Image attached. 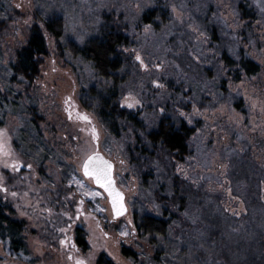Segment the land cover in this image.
Wrapping results in <instances>:
<instances>
[{"label":"rangeland","instance_id":"rangeland-1","mask_svg":"<svg viewBox=\"0 0 264 264\" xmlns=\"http://www.w3.org/2000/svg\"><path fill=\"white\" fill-rule=\"evenodd\" d=\"M239 3L253 9L255 18L243 20ZM156 4L167 5L171 19L154 30L140 18ZM38 12L61 15L67 38L79 45L96 33L104 15L125 26L140 76L124 86L121 107L138 111L149 127L162 113L195 127L191 155L173 163L162 153L132 167L128 140L119 143L108 135L79 103L80 91L96 84V75L79 59L61 54L43 29L48 49L37 80L29 87L12 84L9 66ZM214 28L220 43L211 39ZM239 49L260 66L257 75L239 71L235 80L220 60L223 50L236 58ZM239 100L245 113L235 108ZM0 130L9 153L0 151V203L24 222L31 264H97L100 255L113 264H133L121 254L122 246L144 256L145 264H156L146 260L154 250L137 238L133 215L160 217L165 205L172 206L175 180L187 201L183 210L172 206L177 217L170 220L171 244L161 243L165 254L157 264H208V254L218 259L226 254L224 264H238L226 247L229 229L214 219L244 217V202L234 191L254 184L261 203L253 215L264 227V0H0ZM94 152L114 162L116 184L125 194L127 212L117 219L105 193L81 172ZM141 169L154 172L145 184ZM256 178L260 183H253ZM0 264L28 263L11 258L0 243Z\"/></svg>","mask_w":264,"mask_h":264},{"label":"trees","instance_id":"trees-1","mask_svg":"<svg viewBox=\"0 0 264 264\" xmlns=\"http://www.w3.org/2000/svg\"><path fill=\"white\" fill-rule=\"evenodd\" d=\"M237 11L243 20L255 18L254 10L243 3H239ZM170 19L171 13L167 5L156 4L142 14L140 24L157 30L166 25ZM36 21L37 23L29 30L26 44L16 52L15 62L9 66V81L12 84H26L29 87L37 80L42 59L47 55L48 49L43 29L49 37L57 42L61 54H66L72 59H79L87 64L96 75L98 82L80 91L79 103L83 109L89 111L98 120L108 135L116 138L119 143H123L124 141H121L123 139L128 140L124 144L128 153V161L132 167L138 166L145 157L158 160V155L162 153L167 155L173 163L182 162L191 155L190 139L196 132L195 127L179 118L173 120L165 113H162L157 122L149 127L144 124L138 111L121 107L120 102L125 94L124 86L140 76L138 64L132 53L128 52L133 49L134 39L128 34L125 26L117 24L110 15H104L98 24L96 33L79 45L67 38L64 19L58 13L50 12L43 15L38 12ZM218 32L219 30L214 28L210 33L214 43L221 41ZM220 54V60L225 67L231 70L232 74L234 73L235 80L240 79L239 71L250 77L260 72V66L246 56L242 49L236 52V58L230 56L226 50ZM233 67H237V70L232 72ZM172 93L175 92L172 91ZM235 108L241 113H245L242 100L235 103ZM130 139H133V143ZM247 164L249 163H245V168L248 167ZM153 177V171L141 169V179L144 184ZM242 180L247 182V179L243 178ZM255 181L257 184L260 183L257 178L253 183ZM178 183L180 181L175 180L176 188L173 189L170 200L172 206L176 205L178 210H183L187 201V193H180ZM252 185L255 187L254 184ZM252 185L246 186L247 191L237 188L234 191L235 195L244 202L247 211L244 217L225 216L214 219V223L221 222L223 228L229 229L225 233L230 234L231 239L226 240V242H230L226 244V247L229 248L228 252H232L235 257L237 254L238 264H264V227L261 225L260 228L258 227L260 218L253 215V209L261 203V200H259L258 189L252 188ZM245 192L247 195L244 194ZM172 206L165 205L166 208L160 217L145 211L142 214L135 212L133 215L137 238L154 250L153 256L147 257L146 260L156 264L163 259L165 254L161 243L171 244L168 241V229L171 218L177 217ZM230 223H234L233 229L229 228ZM239 226L242 227L240 230L243 229L244 232L238 231ZM24 233V222L16 219L13 212L0 203V243L11 258L31 264L35 260L28 250ZM77 244L82 249L86 248V242L81 236H77ZM166 252L169 253V251ZM121 254L131 260L133 264L147 263L144 261V256L130 247L122 246ZM198 254L202 256L201 252ZM208 255L210 261L208 264H224L225 260L229 259L226 254L221 255L220 259L216 256L211 258L210 254ZM201 261L206 263L205 258H202ZM97 264L113 263L104 255H100Z\"/></svg>","mask_w":264,"mask_h":264},{"label":"snow or ice","instance_id":"snow-or-ice-1","mask_svg":"<svg viewBox=\"0 0 264 264\" xmlns=\"http://www.w3.org/2000/svg\"><path fill=\"white\" fill-rule=\"evenodd\" d=\"M137 59L139 60L140 57L137 56ZM138 103L139 101H135ZM129 107H132V102L128 103ZM84 119H87L85 116ZM3 130H0V137H2ZM5 145L6 141H4L2 138H0V151H4L5 155L9 154L7 151H5ZM29 168H31V165H28ZM111 164L107 161H104L102 158L98 156H91L88 158V160L84 164V171L86 175L94 176L96 179L97 184H101L104 188H106L109 191V195L113 197V207L116 210V214L119 215L121 211L123 210V204H122V195L118 192H115L112 188V180L110 175L111 170ZM13 169L16 170V165H13ZM6 190V189H5ZM77 264H83L82 261H77Z\"/></svg>","mask_w":264,"mask_h":264},{"label":"water","instance_id":"water-1","mask_svg":"<svg viewBox=\"0 0 264 264\" xmlns=\"http://www.w3.org/2000/svg\"><path fill=\"white\" fill-rule=\"evenodd\" d=\"M91 156H98L100 158H102L104 161H107L111 164V170H110V175H111V180H112V188L114 189L115 192H118L122 195V204H123V210L121 211V213L119 215L116 214V210L115 208L113 207V197L111 195H109V191L104 188L101 184H97L96 183V179L94 176H89V175H86L85 174V171H84V164L85 162L88 160L89 157ZM81 172L83 174V176L85 178H89L91 179L93 185L95 187H98L100 188L104 193L105 195L107 196V199H108V202H109V205H110V208H111V212H112V216L114 219H117L119 217H121L122 215H124L126 212H127V205H126V202H125V194L124 192L118 187V185L116 184V181H115V178H114V162L112 160H110L109 158H107L103 153L101 152H94L90 155H88L85 160L83 161V164H82V168H81Z\"/></svg>","mask_w":264,"mask_h":264}]
</instances>
